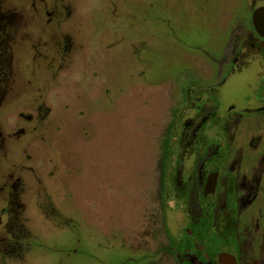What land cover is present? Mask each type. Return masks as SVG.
Segmentation results:
<instances>
[{
	"label": "rangeland",
	"instance_id": "rangeland-1",
	"mask_svg": "<svg viewBox=\"0 0 264 264\" xmlns=\"http://www.w3.org/2000/svg\"><path fill=\"white\" fill-rule=\"evenodd\" d=\"M1 2L0 264H213L180 196L217 148L190 147L208 103L191 96L202 84L219 111L258 103L264 45L247 40L264 0ZM233 121L201 130L231 138L226 168L241 154L244 173L264 171V112ZM255 207L242 264H264Z\"/></svg>",
	"mask_w": 264,
	"mask_h": 264
},
{
	"label": "flooded vegetation",
	"instance_id": "flooded-vegetation-1",
	"mask_svg": "<svg viewBox=\"0 0 264 264\" xmlns=\"http://www.w3.org/2000/svg\"><path fill=\"white\" fill-rule=\"evenodd\" d=\"M1 3L0 0V6ZM259 7H264V3L251 9L250 26L255 37L253 39L248 36L247 41L251 44L256 41L262 46L264 45V35L257 32L252 19L254 10ZM260 55L264 59V51H261ZM197 88L199 91L196 93L198 94L191 97L196 96L198 98L204 93L208 103L198 118L196 127L192 129L189 137L190 147L212 145V147L217 148L198 157L197 161L192 164V169L189 170L186 180L181 184V194L184 193V195L180 196L186 197V194L188 195L190 212L193 214L202 213V216L198 218L201 220L199 225L202 227V230L198 232V237L203 242L202 247L208 259L213 264H242L237 246L241 244L242 246L250 245L252 239L248 237L251 236L253 230L257 229L254 226L259 224L260 216L253 213L256 208V201H259L264 207V171L253 168L252 170L248 169L249 173H244L242 168L244 164L240 161L241 154L226 168L224 160L228 150L227 145H229L231 138L224 136L226 146L219 148L218 144L207 137L201 129L205 126L230 120L238 122L245 116L263 113L264 81L260 82L255 93L257 104L243 108H236L234 104H230L220 111L219 106L223 104V95L218 89L202 84L198 85ZM243 88V83H235L233 80H230L227 85V90L232 93ZM259 90L262 96L258 94ZM223 132L227 133L226 126H223ZM214 214L221 216V236L217 235L215 230L210 229L216 220ZM260 214H263L261 219L264 221V212ZM249 229L252 230L251 233ZM262 246L264 247L263 244Z\"/></svg>",
	"mask_w": 264,
	"mask_h": 264
},
{
	"label": "water",
	"instance_id": "water-1",
	"mask_svg": "<svg viewBox=\"0 0 264 264\" xmlns=\"http://www.w3.org/2000/svg\"><path fill=\"white\" fill-rule=\"evenodd\" d=\"M252 19L257 32L264 35V7L255 9Z\"/></svg>",
	"mask_w": 264,
	"mask_h": 264
}]
</instances>
